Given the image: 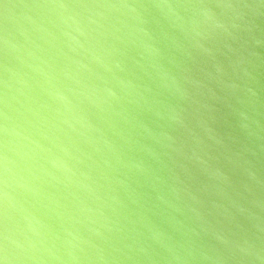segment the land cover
<instances>
[{"label":"clouds","instance_id":"1","mask_svg":"<svg viewBox=\"0 0 264 264\" xmlns=\"http://www.w3.org/2000/svg\"><path fill=\"white\" fill-rule=\"evenodd\" d=\"M0 264H264V0H0Z\"/></svg>","mask_w":264,"mask_h":264}]
</instances>
